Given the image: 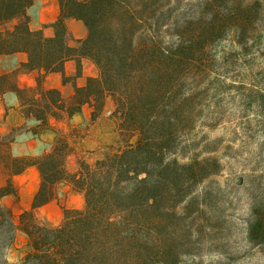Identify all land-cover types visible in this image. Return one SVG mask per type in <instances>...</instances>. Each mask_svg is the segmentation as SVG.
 Listing matches in <instances>:
<instances>
[{
	"label": "trees",
	"instance_id": "16d2710c",
	"mask_svg": "<svg viewBox=\"0 0 264 264\" xmlns=\"http://www.w3.org/2000/svg\"><path fill=\"white\" fill-rule=\"evenodd\" d=\"M34 1L0 0V55H26L15 71L0 72V100L7 94L17 100L5 110L10 128L0 132V148L16 135L52 138L40 155L6 157L0 199L17 194L12 178L28 168H36L40 181L17 224L11 207L0 204L1 264H9L5 253L17 232L26 238V252L14 264H154L164 239L162 216L174 215L192 187L217 174L209 171L211 159L180 165L168 157L178 135L179 83L198 63L189 56L191 45L176 39L172 0H58L51 37L29 26ZM69 20L82 24L83 38L73 41ZM83 60L97 76L77 86ZM67 61L76 63V75L65 97L43 81L63 72ZM28 72L38 73L36 85L20 89L17 76ZM61 187L82 193L84 209H64L58 226L40 224L35 210L55 200ZM263 228L256 221L250 239Z\"/></svg>",
	"mask_w": 264,
	"mask_h": 264
},
{
	"label": "rangeland",
	"instance_id": "374dc122",
	"mask_svg": "<svg viewBox=\"0 0 264 264\" xmlns=\"http://www.w3.org/2000/svg\"><path fill=\"white\" fill-rule=\"evenodd\" d=\"M171 4L176 39L191 45L189 56L198 63L179 83L173 127L178 135L168 157L180 165L211 159L214 165L209 171L217 174L192 187L174 215L162 216L164 239L154 264H264V228L252 239L248 235L256 221L264 223V0H172ZM68 26L73 41L84 36L81 23ZM16 62V56L0 55L1 73ZM87 68L96 75L92 62ZM70 89L64 90L65 97ZM4 102L12 106L13 96L0 100V115ZM84 115L89 116L88 109ZM81 120L77 117L74 122ZM9 128V121L0 122L1 133ZM51 138L49 134L39 139L9 137L0 148V187L7 176V156L40 155L50 149ZM68 167L75 168V157H70ZM39 181L38 173L16 175L12 184L17 194L0 199L1 205L11 207L16 224ZM72 192L61 187L53 204L64 210V201L74 194L75 210H83L84 195ZM35 215L40 224H48L45 217L51 215L52 225L58 226L64 212L56 216L43 208ZM25 252L26 238L17 232L6 260L14 264Z\"/></svg>",
	"mask_w": 264,
	"mask_h": 264
},
{
	"label": "crops",
	"instance_id": "0c3cea01",
	"mask_svg": "<svg viewBox=\"0 0 264 264\" xmlns=\"http://www.w3.org/2000/svg\"><path fill=\"white\" fill-rule=\"evenodd\" d=\"M59 13H60V9H59L58 0H35L34 3L32 4V6H30V8H28V10H27V16L29 18V26L32 30H41L46 37H51V36H53L52 25L57 20ZM69 22H73V20L67 21L68 29H69V26H68ZM74 22H76V21H74ZM77 23H79V22H77ZM69 31H70V29H69ZM70 33H71V31H70ZM11 56H16L17 62L11 70H9L5 73H10L12 71H15L21 63L26 61V55L23 53H16V54H13ZM89 62H91V61H89V60H83L82 61L81 76L76 79L77 86H82L84 84L86 78L97 76V70H96V75H95L94 71L89 72V68L86 69ZM5 73H3V74H5ZM37 75H38L37 72L20 73L17 76V86L20 89H27V88L34 87L36 85ZM75 75H76V63L74 61H67L64 64L63 72L50 73V74L45 76L44 81H43V86L47 90L56 89V90L61 91V93L63 94L65 89H67L69 91L70 88L68 86L70 85L71 89H70L69 94L67 95V97H68L72 93V84L74 81V80H71V78L73 79V77ZM64 81H67V82H64ZM8 95L13 96L14 104L12 106H15L17 104V100H16L15 95L14 94H7L6 96H8ZM5 104L3 105L4 106L3 107V113L0 115V122L1 123L7 122V120L5 121V119H4L5 110L8 107H12L11 105L9 106L8 104H6V105ZM23 173H25V175H27V174H36L38 172H37L36 168L31 167V168H28ZM35 191H34V193H35ZM34 193L31 195L30 201H29L28 205L24 208V211L30 209L31 201H32V197H33ZM73 196H74V194H72V195L70 194L68 196V199H66L64 201L63 204H64L65 209L75 210V207L73 206V204L71 202V197H73ZM43 208L51 210L54 213V215H56V216H57V214L58 215L61 214L62 211L64 212V210L62 208L59 209L56 205L53 204V202H50L47 205L36 209L35 212L37 210L43 209ZM45 218L48 221L46 223H48L49 225H52V223L55 222V217H52L51 215H46Z\"/></svg>",
	"mask_w": 264,
	"mask_h": 264
}]
</instances>
